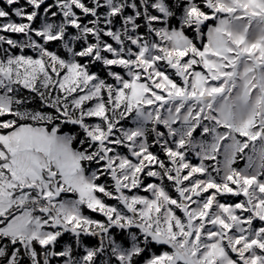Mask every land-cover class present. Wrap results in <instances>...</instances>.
<instances>
[{
  "label": "snow or ice",
  "instance_id": "obj_1",
  "mask_svg": "<svg viewBox=\"0 0 264 264\" xmlns=\"http://www.w3.org/2000/svg\"><path fill=\"white\" fill-rule=\"evenodd\" d=\"M0 264H264V0H0Z\"/></svg>",
  "mask_w": 264,
  "mask_h": 264
}]
</instances>
